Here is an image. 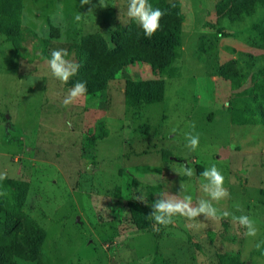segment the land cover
Segmentation results:
<instances>
[{
    "label": "rangeland",
    "instance_id": "rangeland-1",
    "mask_svg": "<svg viewBox=\"0 0 264 264\" xmlns=\"http://www.w3.org/2000/svg\"><path fill=\"white\" fill-rule=\"evenodd\" d=\"M165 1L178 7L183 19L178 58L171 65L176 77H168L169 70L157 74L148 65H131L104 76L101 93L65 106L63 100L76 82L91 81V72L82 64L93 66L121 52L113 30L127 27L119 33L124 42L143 32L127 18L128 0H90L87 5L80 0H0V173L7 177L0 180V246L7 237L4 223L9 222L15 234L26 230L23 234L46 236L34 256L43 264H264V245L255 247L264 241V126L238 123L252 114L246 110L244 91L253 75L264 70V43L252 31L263 20L264 9L233 23L219 21L217 0ZM75 45L90 46L91 58L83 62ZM60 48L80 66L67 83L53 77L48 66L51 52ZM232 61L238 86L217 71ZM139 81H163V100L127 105V83ZM109 129L119 139L113 137L102 153L100 139ZM182 131L173 143L164 137ZM186 133L199 134L195 151L183 139ZM148 136L153 140L149 149H137L136 140L143 144ZM116 141L119 150L113 156L129 171L121 175L122 186L138 183L132 196L147 203L144 215L152 211L154 193H162V198L181 191L192 195L194 203L204 197L200 173L214 163L230 193L217 207L254 218L257 236L247 237L231 215L191 221L177 215L173 224L158 226V231L148 216L152 231L138 230L131 222L129 202L117 197L116 180L107 174L102 181L104 172L92 169L101 154L110 155ZM145 154L150 162L138 163ZM172 158L185 160L195 174H178L182 163H162ZM12 184L25 203L21 210L8 212L12 205L19 207ZM81 205L94 214L77 221L75 211ZM155 251L162 262H154Z\"/></svg>",
    "mask_w": 264,
    "mask_h": 264
},
{
    "label": "trees",
    "instance_id": "trees-1",
    "mask_svg": "<svg viewBox=\"0 0 264 264\" xmlns=\"http://www.w3.org/2000/svg\"><path fill=\"white\" fill-rule=\"evenodd\" d=\"M153 7H159L166 10L164 21L161 23L160 29L151 37L146 38L144 33L138 34L130 42H124L120 38L119 33L126 32L127 27H120L119 30L111 32L116 44L121 52L107 61H101L93 66H87L85 60L91 58L88 51L90 46L75 45L73 49L77 51L79 57H82L84 64L82 68L89 70L90 76L87 81V96L99 94L102 92L104 82L109 74L115 72H122L131 65H148L151 70L157 74L169 70L170 78H175V69L172 65L173 61L178 58V50L181 44V32L183 19L181 17V10L166 2L165 0H152ZM151 2V3H152ZM17 8H19L17 6ZM258 8L264 9V0H217L215 4V14L219 21H229L233 23H240L246 17H251L255 14ZM254 33H257L264 43V18L261 23L253 26ZM234 51V50H233ZM145 53L149 56H145ZM238 56H244L243 52H237ZM168 56V57H166ZM224 66V65H223ZM223 66H218L217 71L219 77L225 81H230L235 85H239V73L236 71L235 62ZM232 68V70H228ZM242 73L240 74V76ZM104 76L106 78L104 79ZM94 83L95 88L92 89L90 83ZM128 89L126 91V104L132 107L141 105H150L159 103L163 100L164 96V82L160 81H139L128 82ZM244 102L246 110L251 111L250 118L238 121L239 124L258 123L264 126V70L259 71L253 75V83L251 87H247L244 91ZM128 99V100H127ZM244 115H242V118ZM253 118V119H252ZM237 122V120H234ZM251 122V123H250ZM252 125V124H251ZM14 196L19 202V207H10L11 209L21 210L25 203V196H21L18 191H15V184H12ZM128 208L131 215V222L135 224L138 230L152 231V224L150 218L143 213V204L139 202H129ZM3 212V211H2ZM5 212V210H4ZM3 212V213H4ZM12 213V212H11ZM10 213V214H11ZM35 228V227H34ZM15 227L10 226L9 222L4 223V230L7 234L5 242L0 246V264H17V260L35 261L37 255L36 248L44 244L45 237L42 234H36L32 237L29 233L22 234L14 233ZM39 233V231H38ZM44 234V233H43ZM49 258V257H48ZM45 258L46 263L49 261ZM154 262L161 259L159 251L153 255ZM36 264H43V261H35ZM48 264V263H47Z\"/></svg>",
    "mask_w": 264,
    "mask_h": 264
},
{
    "label": "clouds",
    "instance_id": "clouds-1",
    "mask_svg": "<svg viewBox=\"0 0 264 264\" xmlns=\"http://www.w3.org/2000/svg\"><path fill=\"white\" fill-rule=\"evenodd\" d=\"M81 5H87L90 0H80ZM106 6V5H104ZM91 11V9L89 10ZM166 14V10L159 7H153L149 0H128L126 15L130 21L135 22L143 31L146 38H151L161 27L160 20ZM75 19L79 21L81 15L77 14ZM69 53L66 49H54L50 54L48 66L53 77L63 83H67L71 77L76 75L79 70V64L68 59ZM87 93V84L85 81H78L69 89L68 95L63 100L65 106L84 97ZM71 126V122H68ZM195 128V125H192ZM188 146L195 151L199 145V134L186 133ZM184 176L192 177L194 169L187 164L181 166V173ZM6 173H0V180L6 179ZM224 176L222 172L213 163L200 173V189L205 194L193 202V196L179 191L178 194L165 193L162 198L157 199L152 205V211L148 215L154 221V229L159 230L158 226H168L174 223L173 217L179 215L188 220H195L203 217L205 220H220L232 216L234 222L245 229L247 237H256L258 234L257 222L247 214L236 216L229 211L221 210L217 204L229 198L230 193L224 187ZM143 202L142 199H138ZM216 202V203H213ZM238 207V206H237ZM264 245V241L255 244L257 250Z\"/></svg>",
    "mask_w": 264,
    "mask_h": 264
},
{
    "label": "crops",
    "instance_id": "crops-1",
    "mask_svg": "<svg viewBox=\"0 0 264 264\" xmlns=\"http://www.w3.org/2000/svg\"><path fill=\"white\" fill-rule=\"evenodd\" d=\"M248 125V124H247ZM242 126H244V125H242ZM253 126H257V125H253ZM107 128V127H106ZM108 129V128H107ZM107 131H109L108 133H107V135L104 137V136H102L101 137V139H100V144L101 145H103L105 148L104 149H102L101 151H102V153L103 152H106V148H108L109 146H111L112 145V139H113V137H116V138H118L119 139V137H118V134H116V133H113L112 134V131L109 129V130H107ZM174 131H176V130H174ZM180 133V132H179ZM177 134V132H176V134L174 133V134H171V133H168L167 135L165 134L164 135V137H167V139H171V142L173 143V141H174V137L175 136H177L179 139H180V137L183 135V131H182V134L180 135V134ZM120 135V134H119ZM162 135H160L159 136V140H161L162 141ZM183 139H185V140H187L186 139V135H185V138H183ZM146 142H144L143 144H141L142 142L140 141H138V140H136V142L138 143V144H136V148L137 149H142V151H144V149H146V148H148L149 149V147H150V142H153V140H152V138L150 137V136H148V137H146ZM118 141V140H117ZM115 142V145H114V148H116V149H112V151H110V155H104V154H101L99 157V159L101 160V162H99L98 163V165H96V166H94L92 169H94V170H96V171H98V172H104L103 173V175L99 178L100 180H102V181H105L106 179H107V174H111V176H112V180H116L115 181V184L113 185V187H115L116 189H117V197L119 198V199H121L122 200V198H124V201L126 202V203H128V202H139V203H142L143 204V207H146V205H147V203H145V200L142 198V200H143V202H141L140 200H138V201H135L136 199L132 196L133 195V189L136 187V185L138 184H136V185H133V186H131V185H127L126 187H123L122 185H123V183H122V178L124 177V176H121L122 174H129V171H127L126 169H124L123 170V168L122 167H119L120 166V164L118 163L119 162V160L115 157V156H113V154H115L119 149H117L118 148V146L116 145V143H119V142ZM135 142V141H134ZM110 143V144H109ZM124 143V142H123ZM122 143H120L119 144V146L121 145ZM147 153H148V150H147ZM180 153V152H179ZM145 156H148L147 154H145L144 156H142V157H145ZM178 156H180V154L178 155ZM197 155H195V157H196ZM141 156H140V158H139V161H138V163L139 162H141V163H149L150 162V159H149V157H145V158H143L142 160H141V158H142ZM168 157H169V155H167V159H168ZM200 157H202V156H200ZM193 159H195L194 158V156H193ZM84 161V160H83ZM168 161H169V163L171 162V163H174V164H177V163H182L183 165L184 164H186L184 161L185 160H183L182 158H172L171 160L169 159V160H162V163H168ZM195 161H196V159H195ZM85 162V161H84ZM188 163L190 162V161H187ZM170 163V164H171ZM87 163H85V166H88V167H90V163L89 164H87ZM241 169H242V167H241ZM84 171H86V170H84ZM142 184V183H141ZM147 186V185H146ZM127 191L128 192V194H126V196L125 197H123L122 196V192L123 191ZM141 193V192H140ZM142 195V194H141ZM143 197L145 198V193H143ZM161 196H162V193H159V194H156V193H154V195H152V198H153V200H157V199H160L161 198ZM146 197H147V195H146ZM149 199H151V195H150V197H149ZM148 200V199H147ZM79 203H77V205H78ZM148 206V205H147ZM78 207V209H76V211H75V214H76V216H77V218H76V220L78 221L80 218H84V219H87V217L89 218H91L92 217V214H94V212L91 210L90 211V209H85V208H83L82 207V205L81 206H77ZM89 220V219H88ZM156 252V251H155ZM155 252H153V253H155Z\"/></svg>",
    "mask_w": 264,
    "mask_h": 264
},
{
    "label": "water",
    "instance_id": "water-1",
    "mask_svg": "<svg viewBox=\"0 0 264 264\" xmlns=\"http://www.w3.org/2000/svg\"><path fill=\"white\" fill-rule=\"evenodd\" d=\"M6 118H8V117H6Z\"/></svg>",
    "mask_w": 264,
    "mask_h": 264
}]
</instances>
